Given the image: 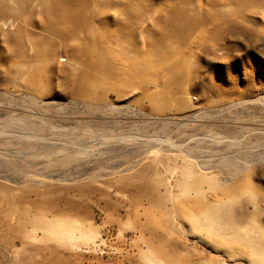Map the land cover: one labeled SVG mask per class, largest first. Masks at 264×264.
Here are the masks:
<instances>
[{"label":"rangeland","instance_id":"obj_1","mask_svg":"<svg viewBox=\"0 0 264 264\" xmlns=\"http://www.w3.org/2000/svg\"><path fill=\"white\" fill-rule=\"evenodd\" d=\"M0 264H264V0H0Z\"/></svg>","mask_w":264,"mask_h":264}]
</instances>
